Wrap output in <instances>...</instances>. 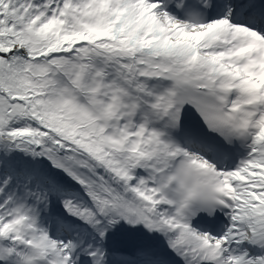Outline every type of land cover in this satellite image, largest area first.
Returning a JSON list of instances; mask_svg holds the SVG:
<instances>
[{
  "label": "snow or ice",
  "instance_id": "snow-or-ice-1",
  "mask_svg": "<svg viewBox=\"0 0 264 264\" xmlns=\"http://www.w3.org/2000/svg\"><path fill=\"white\" fill-rule=\"evenodd\" d=\"M0 264H264V0H0Z\"/></svg>",
  "mask_w": 264,
  "mask_h": 264
}]
</instances>
